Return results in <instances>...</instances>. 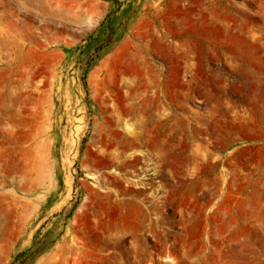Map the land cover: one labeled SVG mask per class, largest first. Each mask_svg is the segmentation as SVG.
I'll list each match as a JSON object with an SVG mask.
<instances>
[{"label": "rangeland", "instance_id": "rangeland-1", "mask_svg": "<svg viewBox=\"0 0 264 264\" xmlns=\"http://www.w3.org/2000/svg\"><path fill=\"white\" fill-rule=\"evenodd\" d=\"M263 82L264 0H0V264H264Z\"/></svg>", "mask_w": 264, "mask_h": 264}, {"label": "bare ground", "instance_id": "bare-ground-1", "mask_svg": "<svg viewBox=\"0 0 264 264\" xmlns=\"http://www.w3.org/2000/svg\"><path fill=\"white\" fill-rule=\"evenodd\" d=\"M43 31H45V29H43ZM28 88H30V86ZM30 89H32L34 91L36 89V87L31 85ZM260 97H262V96H260ZM259 99H261V98H259ZM229 220H231V219H229ZM96 221L98 222L99 220H97V218H96ZM100 221H102L104 223L103 227L107 228V230H106L107 232H113L114 230H117V231L118 230H123L124 232L128 231V233L130 232V242H129V244L132 247V251L130 253V258L132 259L133 264H242L239 260H236L237 258H234L235 260H230L232 257L229 260L225 259L224 252L219 247H213L212 248L210 246L207 247L205 245H202L201 248H199L200 254L202 255V257L199 256L200 254L198 256L201 258V260L200 261L197 260L195 262H191V258H192L193 252H192V245H191L189 237H187V240L185 241L184 245L181 244L179 247H177L178 245H171V246H169L167 248L165 245H163V243L161 244V241H160L159 237L152 235L151 239H152V242H153V245H152L153 252H149L148 249L147 250L144 249V246H143V243H142V238L137 236V233L135 235V232L139 231L138 230L140 228L139 224L143 221V219L131 218V219L128 220L127 218H123V217H121L120 219H118V218H115V219L112 218L111 219V218L108 217V218H105V219L100 220ZM125 221H127V222H125ZM159 222H161V221H159ZM122 223L127 224V226L122 225ZM181 227H183V226H181ZM100 231H102V230H100ZM185 231H186V233H188L189 232V228L185 227ZM114 233L115 232H113V234ZM120 233H122V232H120ZM99 234H101V233H99ZM235 235H236L235 232H233L232 235L230 237H228V238L218 237V242L220 244H222V245L224 243L230 244L229 245L230 246V250H232L235 253L236 256L238 255L240 260L248 261L250 258H252V257H250V258L248 257L249 255H253L252 250H250V251L248 250V252L246 254V257H244V256L242 257L241 256L242 255V250L241 249H243V248H241L242 244L239 241L237 235L236 236ZM103 236H105V235L103 234ZM101 239H104L103 243H104L105 246L108 245L112 249H119L120 247H122L121 246L122 238L118 237L116 234H115L114 237H110V236L100 237L99 236L98 240L101 241ZM98 245H100V244H98ZM111 248H110V250H111ZM227 252H229V251H227ZM233 252H231V254H233V256H234ZM112 256H114V255H112ZM111 257L107 258L105 256V258L103 257V259H104V261L107 264H118L119 263V262L117 263L118 260L116 261L115 259H112ZM228 258H229V256H228ZM120 259H121V257L119 258V260ZM251 261L252 260L250 259V262ZM250 262L248 264H253L254 260H253V263H250ZM119 264H123V263H119Z\"/></svg>", "mask_w": 264, "mask_h": 264}]
</instances>
